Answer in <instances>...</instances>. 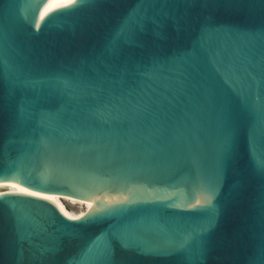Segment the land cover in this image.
Segmentation results:
<instances>
[{"label": "water", "instance_id": "95a60500", "mask_svg": "<svg viewBox=\"0 0 264 264\" xmlns=\"http://www.w3.org/2000/svg\"><path fill=\"white\" fill-rule=\"evenodd\" d=\"M0 264H264V0H0Z\"/></svg>", "mask_w": 264, "mask_h": 264}, {"label": "bare ground", "instance_id": "6f19581e", "mask_svg": "<svg viewBox=\"0 0 264 264\" xmlns=\"http://www.w3.org/2000/svg\"><path fill=\"white\" fill-rule=\"evenodd\" d=\"M0 185H5L7 187H9V189H20V190H26V191H31V192H36V193H40V194H44L46 196H49L51 198H53L54 200L57 201V203L59 204V206L68 214H70L71 216H84L87 215L89 213H91L93 210H95L96 208H98L100 205H102L104 202H106L108 199L112 198V197H126L127 196V190H122V191H118L116 193L112 192V191H97L95 193H93L90 197L88 198H77L74 196H70V195H65V194H61V193H56V192H52V191H43V190H39V189H34L31 187H28L24 184H20V183H16L10 180H4V181H0ZM7 190H3L0 192H4ZM62 198H69V199H75V200H79L82 203L87 204V213H85V211H82L80 213L77 214H72L70 213L63 205L61 199ZM95 199H100L101 203L100 205H96L95 204Z\"/></svg>", "mask_w": 264, "mask_h": 264}, {"label": "rangeland", "instance_id": "374dc122", "mask_svg": "<svg viewBox=\"0 0 264 264\" xmlns=\"http://www.w3.org/2000/svg\"><path fill=\"white\" fill-rule=\"evenodd\" d=\"M7 189H9V187H7L5 185H0V191L7 190ZM61 201H62L64 207L72 214H77V213H80L82 211H85V213H87V211H88L87 204L82 203L79 200L62 198Z\"/></svg>", "mask_w": 264, "mask_h": 264}]
</instances>
